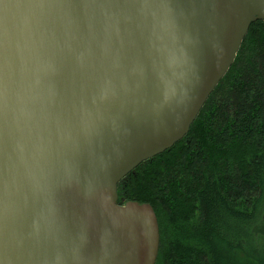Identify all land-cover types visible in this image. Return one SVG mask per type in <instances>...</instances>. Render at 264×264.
I'll list each match as a JSON object with an SVG mask.
<instances>
[{"label": "water", "instance_id": "obj_1", "mask_svg": "<svg viewBox=\"0 0 264 264\" xmlns=\"http://www.w3.org/2000/svg\"><path fill=\"white\" fill-rule=\"evenodd\" d=\"M264 0H0V264H154L117 185L189 131Z\"/></svg>", "mask_w": 264, "mask_h": 264}, {"label": "trees", "instance_id": "obj_2", "mask_svg": "<svg viewBox=\"0 0 264 264\" xmlns=\"http://www.w3.org/2000/svg\"><path fill=\"white\" fill-rule=\"evenodd\" d=\"M117 192L152 205L154 264H264V19L251 23L186 135Z\"/></svg>", "mask_w": 264, "mask_h": 264}]
</instances>
